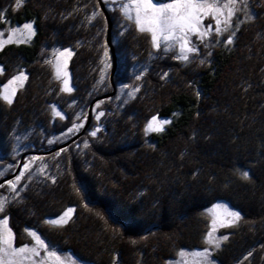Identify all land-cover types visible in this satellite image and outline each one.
Returning <instances> with one entry per match:
<instances>
[{"label":"trees","instance_id":"trees-1","mask_svg":"<svg viewBox=\"0 0 264 264\" xmlns=\"http://www.w3.org/2000/svg\"><path fill=\"white\" fill-rule=\"evenodd\" d=\"M105 9L116 67L145 68L132 97L95 99L91 106L100 116L55 149L58 143L47 146V138L71 125L67 103L87 114L91 101L112 89L107 75L101 78L111 53L106 17L98 0H22L19 6L0 0V29L22 22L33 27L26 41L0 48V84L18 69L26 77L11 103L0 98V158L13 160L19 133L27 155L45 158L47 173L20 185L0 183L6 195L0 217L7 218L15 242L31 227L92 264H163L177 248L204 246L203 208L219 200L239 219L221 229L227 239L212 253L216 262L264 264V0H249L251 15L204 62L184 64L155 52L148 33L131 21L117 31L114 10ZM54 47L72 53L68 93L52 72ZM51 106L65 119L52 115ZM150 114L170 119L162 131L146 135ZM16 159L23 162L20 154ZM65 206L73 209L67 223L45 222Z\"/></svg>","mask_w":264,"mask_h":264},{"label":"rangeland","instance_id":"rangeland-1","mask_svg":"<svg viewBox=\"0 0 264 264\" xmlns=\"http://www.w3.org/2000/svg\"><path fill=\"white\" fill-rule=\"evenodd\" d=\"M104 3L106 8L113 9L112 11L115 12V19H114V26L118 30L124 28V23L127 21L133 22V24L137 27L135 23V11L134 9L129 11L127 14L132 17V19L126 18L124 11H122L124 4H130V0H99ZM154 3L157 5H162L166 3H171L172 0H153ZM218 4L222 7L223 4L227 3V0H217ZM99 5V4H98ZM117 9L120 12H117ZM227 9L222 8V14L219 16L221 20L220 25L215 23V19H213L212 15L204 17L202 20V27L200 29L201 32L207 31L206 35H200L199 33H189L188 40L189 46L193 47L195 51L188 53L187 60L193 61H202L206 60L208 54L211 51V48L218 44L223 43L224 37H227L231 31H233L236 24L241 21L243 18L250 16L251 13L249 12V0H238V3L235 5L233 10V15L229 20V24L225 26L223 23L224 19L227 17ZM121 14V15H120ZM245 15V16H244ZM120 16V18H119ZM244 16V17H243ZM122 17L126 18L122 20ZM111 19V18H110ZM107 23V22H106ZM25 24H31L30 22H22L21 24H11L6 25L0 29V48L9 43V42H24L29 37H31L32 33H29L27 29L24 28ZM32 25V24H31ZM112 28V24L110 25ZM217 27L222 29V31L217 32ZM106 29L107 24H105L104 29V39L106 37ZM15 30V31H14ZM33 32V27H32ZM120 32V31H119ZM147 33V32H146ZM149 38L151 40V34L148 33ZM110 41L111 40V32L109 33ZM152 43V40H151ZM152 48L155 52L160 53H169L171 58H174L178 63L184 64L187 60H182L179 58L180 56V41L172 40L165 42L163 40L160 41V47L154 48L152 44ZM65 50H69V48H60L54 47L51 51V55L49 57V62L51 64L52 72L54 77L58 80L60 84L61 90L65 87L69 88L70 91L72 90V84L70 81V77L67 71V63L70 56L61 55ZM71 52V51H70ZM116 61V60H115ZM130 67V66H129ZM129 67H122L118 69L116 67V62L114 65L117 70V75L115 76L114 81L113 73L110 74L112 68V58L111 53L108 52L107 55L104 57V64L101 72V78L103 79L105 75H107V79L112 82L114 86V90L111 94L114 93V99H128L133 96L136 91V87L133 86L134 83L137 82V79L141 72L144 70L143 65L133 64L130 68ZM59 69V73H58ZM2 71L0 65V72ZM107 72V73H106ZM23 74L25 77V73L21 70H15L13 73L0 84V98L4 101H9L5 99L4 96L7 95L9 99L12 98L14 91L20 87L25 78L21 80H14V77L20 76ZM110 76V77H109ZM117 79V80H116ZM10 81H13L11 84ZM67 81V84H65ZM64 91V90H63ZM68 93L69 91H64ZM75 103H67V106L70 107L72 110L71 112V120L72 123L67 130H62L58 132H52L50 136L47 138V146H50L53 141H56L58 144L68 140L73 134L80 131L82 125L86 121V113H84V109L82 107H77L73 109V105ZM80 108V110H77ZM52 115L58 117L60 119H65V114L59 109L54 106L50 107ZM77 110V112H76ZM59 112L60 115L56 113ZM101 111L97 110L95 106H91L89 110V120L91 118H98L100 116ZM156 117L157 121H167L169 122L170 117H163L157 114H150L143 123V130L144 133L147 135L151 132L156 131H147L146 127L152 118ZM88 120V121H89ZM167 124V123H166ZM164 124L162 127H164ZM25 137L22 134H14L13 135V149L10 152L9 157H13V160H7L0 158V177L4 178V180L12 179L13 183L16 185H20V181L23 179H28L31 177H45L47 176L46 173V161L44 157H40L39 155L31 154L27 155L25 152V145L24 140ZM20 159H23L22 163L18 162L16 159L17 155ZM19 163V164H18ZM27 166V167H25ZM8 172L7 174H5ZM17 177L20 179L17 181ZM0 178V179H1ZM3 180V181H4ZM2 181H0L1 183ZM12 183V184H13ZM0 201L6 202V195L0 194ZM68 209H72L71 206H65L62 208L56 215L45 217V222L50 223V221L58 220L63 214L68 211ZM227 212H234L239 215V213L231 208L227 203L223 201H215L209 206L203 208V213L207 218V229L204 233V237L202 239L203 247H193V248H184L180 247L174 250L173 255L165 259L163 264H218L214 257L212 256L213 251H215L218 247L216 246L217 240L222 241V237H225V232L221 231L223 227H226L229 224H233L236 222H232V217L227 216L225 213ZM73 213V209L71 214ZM7 220L5 216L0 217V221ZM69 219V218H68ZM67 219V220H68ZM215 221V222H214ZM56 225V224H52ZM61 225V224H58ZM7 227L8 230L12 233L11 243L12 248L8 250V254L5 255L4 253H0V264H92L90 262L78 259L76 256L71 254L69 251L66 250H59L55 246L51 245L47 240H45L35 229L31 227H25L23 229V240L18 243L15 242V235L11 230L8 220H7ZM3 231V225L0 224V232ZM35 233V235H32ZM211 241V242H210ZM219 243V245H220ZM20 248H26L28 251L24 253H16L13 255L12 253L15 250Z\"/></svg>","mask_w":264,"mask_h":264},{"label":"snow or ice","instance_id":"snow-or-ice-1","mask_svg":"<svg viewBox=\"0 0 264 264\" xmlns=\"http://www.w3.org/2000/svg\"><path fill=\"white\" fill-rule=\"evenodd\" d=\"M22 3V0H16L17 6ZM238 3V0H227V3L223 4L222 7L218 4L217 0H172L171 3H166L162 5H157L153 0H130V4H124L122 11H124L126 18L132 19L127 13L134 9L135 23L137 25L138 31L141 33H150L151 40L154 48L160 47V41L165 42L178 40L180 41V56L182 60H187L188 53L195 51L193 47L189 46L188 34L189 33H199L200 35H206L207 31L201 32L202 20L204 17L209 15L213 16L215 23L220 25L221 20L219 16L222 14V8L227 9V17L224 19L223 23L225 26L229 24V20L233 15V10L235 5ZM2 18V14H0ZM24 28L32 33V25L25 24ZM217 32L222 31L217 27ZM15 31V30H14ZM231 43V39L228 41ZM69 50H65L61 55L71 56ZM59 73V69H58ZM23 74L20 76L14 77V80H21ZM13 81H10L11 84ZM67 84V81H65ZM64 91H70L69 88L65 87ZM14 94V93H13ZM5 99L11 100L7 95L4 96ZM60 115L59 112L56 113ZM168 123L167 121H157L156 117L152 118V121L146 127L147 131H162L163 125ZM95 135V132L92 133ZM27 167V166H25ZM243 177L248 178V172H244ZM17 181L20 177L16 178ZM12 182H9L11 184ZM4 202L0 201V212L4 210ZM72 209H68L63 216L58 220L50 221L52 224H64L67 223V219L70 218V213ZM227 216L232 217V222L239 219V215L234 212L225 213ZM215 222V221H214ZM0 224L3 225V231L0 232V253L8 254V250L12 248L11 237L12 233L8 230L7 220L0 221ZM35 235V233H32ZM221 239H227V237H222ZM211 242V241H210ZM220 241L217 240L216 246H219ZM28 251L26 248H20L15 250L12 254L24 253Z\"/></svg>","mask_w":264,"mask_h":264},{"label":"water","instance_id":"water-1","mask_svg":"<svg viewBox=\"0 0 264 264\" xmlns=\"http://www.w3.org/2000/svg\"><path fill=\"white\" fill-rule=\"evenodd\" d=\"M98 4H99V7H100V9L102 10L103 14L105 15V17H106V21H107V31H106L105 41H106V43H107V45H108V47L110 48V51H111L112 68H111L110 74L112 75L113 70H114L115 60H114L113 49H112V46H111L110 36H109V29H110V25H111V24H110V21H109V19H108V17H107L106 9H105L104 5H103L102 2L99 1V0H98ZM109 77H110V76H109ZM111 83H112V82H111ZM111 85H112V89H111L110 92H108V93H106V94H104V95L98 96V97L94 98V99L91 101V103L89 104V107H88L87 114H86V121H85L84 124L82 125L80 131H78L77 133L73 134L68 140H66V141H64V142H62V143L56 145V146H55V149H56V148H59V147H61V146H64V145H66V144H68V143H70L71 141H73L74 139H76V138H77V137L83 132V130L85 129V127H86V125H87V123H88V120H89V110H90V107H91L92 102H93L95 99H97V98H100V97H106L107 95H110V94L113 92V90H114V86H113V84H111ZM19 163H20V161H19ZM19 163H18V164H19ZM3 180H4V178H1V179H0V181H3Z\"/></svg>","mask_w":264,"mask_h":264}]
</instances>
